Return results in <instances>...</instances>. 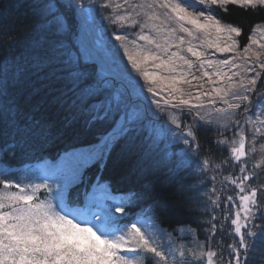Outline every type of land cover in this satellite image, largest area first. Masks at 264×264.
I'll return each instance as SVG.
<instances>
[{
  "label": "snow or ice",
  "instance_id": "obj_1",
  "mask_svg": "<svg viewBox=\"0 0 264 264\" xmlns=\"http://www.w3.org/2000/svg\"><path fill=\"white\" fill-rule=\"evenodd\" d=\"M230 5L257 19L246 30L225 18ZM14 8L30 21V54L0 62V264H253L264 253V0ZM75 125L81 142L57 146ZM26 152L43 177L22 185L8 174ZM113 161L131 187L105 176Z\"/></svg>",
  "mask_w": 264,
  "mask_h": 264
},
{
  "label": "trees",
  "instance_id": "obj_2",
  "mask_svg": "<svg viewBox=\"0 0 264 264\" xmlns=\"http://www.w3.org/2000/svg\"><path fill=\"white\" fill-rule=\"evenodd\" d=\"M15 0H2L0 3V59L1 58H8L10 62H13L17 59H27V55L30 54L29 49L27 46L24 47L23 52H17L15 44L17 46H22V44L18 43L27 35L29 36V24L30 21L24 18H18L15 14L14 8ZM226 19L236 21L242 25H244L245 29L251 26L252 21L257 19L253 14L245 12L239 6H229V15L225 17ZM10 33L8 36H4L3 33ZM63 113L59 115H54L52 119L57 123L59 126L62 119ZM160 128H164L162 125H158ZM79 130V125H75L73 128L68 129L65 132L63 137V142L59 143L57 146L64 147L69 144H76L80 143L81 140L77 139L75 136V132ZM165 134L161 137L164 144H168L170 140L169 134L164 130ZM86 138V137H85ZM84 139V138H81ZM259 145V144H258ZM257 145V147H258ZM54 151V149H53ZM4 162V157L0 156V163ZM38 159L31 153H25V155L18 161H16L11 167L15 169H19L18 174H14L11 179L18 180L20 183L28 180H31L33 183L40 182L42 179V175L40 172L33 170L31 168H25L28 165L38 163ZM21 167V168H18ZM106 177H111L113 182L115 183L116 187L123 191L132 186L131 182L125 179L126 172L125 170L116 162H110L108 170L105 173ZM2 178V176H0ZM26 181V182H27ZM26 184V183H25ZM3 189L0 188V191ZM15 190V189H12ZM162 199H166L170 202L173 197L170 191H164L161 193ZM186 242V241H182ZM164 251H168L167 249H162ZM171 256H169V259ZM253 264H264V253L258 252L255 256Z\"/></svg>",
  "mask_w": 264,
  "mask_h": 264
},
{
  "label": "rangeland",
  "instance_id": "obj_3",
  "mask_svg": "<svg viewBox=\"0 0 264 264\" xmlns=\"http://www.w3.org/2000/svg\"><path fill=\"white\" fill-rule=\"evenodd\" d=\"M122 2V0H114V5L116 4V3H121ZM257 39L258 40H264V36H261V35H257ZM28 40H29V36H25L22 40H21V42L20 41H18V43L20 44H22V46H17L16 48H17V52H23L25 49H24V47L25 46H27V43H28ZM199 43V42H198ZM15 45H17V44H15ZM27 49H28V47H27ZM29 52H30V50H29ZM28 56H29V54L27 55V58H28ZM209 118H211V117H209ZM163 126V125H162ZM170 136V135H169ZM261 147V144H259L258 145V149ZM29 167H31V166H29ZM18 168H21V167H18ZM19 173V170H15V171H13V172H11V173H9L8 175L9 176H13L14 174H18ZM20 174V173H19ZM28 183H33L31 180H28L27 182H26V184H28ZM171 259H173V257H171L170 258V260Z\"/></svg>",
  "mask_w": 264,
  "mask_h": 264
},
{
  "label": "bare ground",
  "instance_id": "obj_4",
  "mask_svg": "<svg viewBox=\"0 0 264 264\" xmlns=\"http://www.w3.org/2000/svg\"><path fill=\"white\" fill-rule=\"evenodd\" d=\"M14 46L17 47V45H14ZM10 59H11V58H10ZM10 59H8V58H1V59H0V62H10Z\"/></svg>",
  "mask_w": 264,
  "mask_h": 264
}]
</instances>
